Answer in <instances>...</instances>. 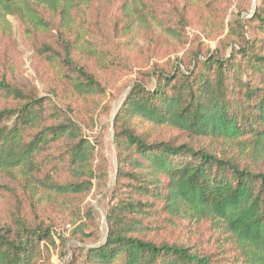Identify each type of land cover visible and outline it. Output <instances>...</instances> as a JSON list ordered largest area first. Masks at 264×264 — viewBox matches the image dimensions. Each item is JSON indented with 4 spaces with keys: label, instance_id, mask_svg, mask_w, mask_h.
Returning a JSON list of instances; mask_svg holds the SVG:
<instances>
[{
    "label": "trees",
    "instance_id": "1",
    "mask_svg": "<svg viewBox=\"0 0 264 264\" xmlns=\"http://www.w3.org/2000/svg\"><path fill=\"white\" fill-rule=\"evenodd\" d=\"M232 3L0 0V32L12 37L8 16H16L51 81L43 93L12 55L2 62L0 190L13 210L12 223L0 224V264L50 263L44 251L57 246L60 218L73 236L97 231L85 200L109 171L87 131L99 126L107 97L101 75L126 62L116 39L137 52L140 33L183 55L131 83L113 121L106 239L68 264H264V0L244 17L251 9ZM97 18L111 34L94 30ZM204 223L218 236L216 252L162 237L170 226Z\"/></svg>",
    "mask_w": 264,
    "mask_h": 264
},
{
    "label": "rangeland",
    "instance_id": "2",
    "mask_svg": "<svg viewBox=\"0 0 264 264\" xmlns=\"http://www.w3.org/2000/svg\"><path fill=\"white\" fill-rule=\"evenodd\" d=\"M256 1L257 0H233L234 4L232 3L230 10L237 11V5L247 7L251 9L250 13L248 14V12H245L242 17L249 16L255 9ZM8 20L12 24L14 34L9 38L0 32V69L2 68L3 60L12 55L19 66L20 74L29 80L28 82L33 81L39 90L45 93L51 81L50 77H46V82L40 77V74L45 73V68L36 57L33 43L25 38L23 27L16 16L9 15ZM93 28L96 32L103 30V34L105 35L111 34V26L100 23L98 18L96 19V23H93ZM188 32L190 36H193L194 34H198L199 30L189 26ZM199 34L202 35L201 33ZM137 37L140 39L139 45L134 47L137 52H132V46L127 48L128 51H123L121 45L127 46V43L123 41V39H116L115 44L117 47L120 45V52L125 56L122 59L126 60V62L121 63L120 67L115 70L101 75L103 82L108 86L107 97L103 101L99 113V126L97 125L94 131H87L92 139H95L99 143V148L108 161V182L106 184L102 183L101 189L95 186L85 200L86 205H91L93 207L97 231L91 233L89 230L85 234L73 236L71 230L74 227L70 224H66L65 218H60L59 223H57L58 225L54 228L57 246L51 245L48 250L44 251L45 256L50 253V263L45 262L43 259L37 264H68L75 258V253L82 247L88 248L97 246L106 239V212L109 207L116 202L115 196L113 195V188L117 180V153L114 144L113 124L115 114L125 95L131 88V83L139 76L138 72L140 70L148 69L152 63H165L167 60L183 55V52L177 54L175 51L173 52L170 50L174 48V45L171 41L168 43L165 38H152L149 35H142L141 33L138 34ZM201 37L204 42L209 43L213 47H215L218 42V40H209L205 35ZM163 135L165 138L168 136L180 137L178 132L170 131L164 132ZM8 199L9 198L4 195V192L0 190V224L12 223L13 208ZM85 220L86 218L80 220L79 223ZM185 226L186 224H179L174 227L170 226V230L162 232V237L178 242L190 244L197 243L196 245L200 247L203 246L209 251H218L216 244V237L218 236L216 234L214 240L211 239L212 231L210 230L209 223H204L201 226ZM60 235L61 237H59ZM217 257H219V255H217Z\"/></svg>",
    "mask_w": 264,
    "mask_h": 264
}]
</instances>
